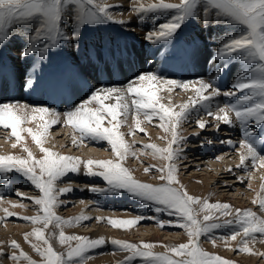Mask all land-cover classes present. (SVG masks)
Listing matches in <instances>:
<instances>
[{
	"label": "snow or ice",
	"instance_id": "obj_1",
	"mask_svg": "<svg viewBox=\"0 0 264 264\" xmlns=\"http://www.w3.org/2000/svg\"><path fill=\"white\" fill-rule=\"evenodd\" d=\"M120 6L110 5L104 0H0V37L11 33L19 22L30 23L38 19L40 22L29 34L31 42L22 55L27 56L38 52L44 59L49 49L65 41L77 42L76 46L79 47V28L66 31L62 27L66 12L73 15L75 23L80 27L85 23L92 24L101 19L126 24L128 21L116 19L110 11ZM132 10L137 13L141 21L144 19V13L167 12L170 14L169 19L146 33L145 39L152 43L170 39L186 19L196 14L210 16L214 12V17L217 19L224 22L235 21L244 25L245 33L225 41L219 49V56L231 57L234 53H240L243 59L250 61L249 69L241 74L232 86L234 90L231 91L222 92L220 88L214 87L211 82H205L202 78L196 82L178 81L166 79L153 72H144L130 80L124 88L115 86L96 88L87 100L63 113L47 105L29 104L19 100L0 103V129L8 131V139H14L13 148L21 146L27 153L26 156L12 153L0 154V174L10 178V173L19 172L39 191V196L30 198L38 206V214L23 219L30 223L44 225L43 228L36 227L32 232L25 233L26 241L34 236L37 241L43 242V246L32 244L34 250L43 258L42 261L32 259L21 249L17 241L12 240L9 246L21 249L19 255L15 252L8 254L14 261L24 259L28 261V264H84L88 258L86 254L89 249L101 247L106 243L103 237L91 239L82 235H66L64 225H71L74 220L76 222L90 220L91 217L81 216L65 220L55 211L56 207L63 203L59 200L60 195L73 191L71 188H58L57 181L69 173H80L81 165H84L86 169L85 175L99 176L107 184L105 189L92 187L89 191L96 193L125 190L152 204L155 213H167L168 216L175 217V220L167 221L153 217L161 227L178 225L187 231L189 237L187 242L174 246L163 245L166 249L163 252L154 251L157 246L154 243L138 244L112 239L111 244L129 253L120 264H129V261L135 258H141L142 264H235L230 259L205 250L201 245L200 237L212 233L215 229L235 224L237 227L230 234L229 239L235 241L242 234L243 238L237 251L252 253L249 247L250 239H255L256 234L264 236V217H258L251 209L233 210L232 205L228 203H210L189 194L180 184L176 164V160L182 154L179 145L186 139L179 135L177 128L195 108L212 104L216 97L223 95L237 98L234 102L219 107L216 113L211 111V107L205 110L207 114L213 115L225 125H233L229 116L231 111L235 112L236 119L244 126L252 124L253 121L256 124H264V0H180V3L159 0L147 6L133 5ZM253 61H255L254 65ZM32 83L33 80L30 78L27 85L30 86ZM197 83L199 85L196 88L197 98L191 101V107L189 104H184L180 111H174L173 107L162 102L159 94L162 90L171 92L174 87L188 89L190 85L195 86ZM209 89L211 91L205 95L204 93ZM129 95L133 97L131 103L127 101ZM111 99L116 102L106 103ZM92 103L98 106L91 107ZM129 114H134L136 117L135 129L144 132L145 135L147 133L141 127V115L149 122L158 119L161 122L157 125L158 127L165 132L171 131L172 138L167 147L161 148L154 143L143 145V148L151 149L154 156L168 161L163 167L149 166L145 169V171L161 172L160 180L164 183L157 185L143 182L134 176L131 169L124 166L123 162L128 155H136V152L132 151V145L125 140L124 133L119 130L121 124L125 122L120 117H127ZM61 115L64 117L63 121H61ZM105 122L108 126H105ZM32 123H35L36 127H25L26 124ZM62 123L70 125L79 133L78 137L73 136V144L78 141L82 143L84 140L104 141L110 145L116 158L85 161L80 157L61 154L45 147L49 130ZM197 125L204 129L206 122L200 120ZM24 133L31 136L32 141L43 153L41 157L37 158L28 147ZM249 135L250 133L245 132L240 142V147L246 150L241 153L240 166L243 167L249 157L252 158L253 164L259 161V164L264 166V156H260L256 146L248 139ZM163 138L167 139V137ZM227 143L235 148L232 141L229 140ZM173 144L177 147L173 148ZM237 179L241 182L244 180L243 177H237ZM248 187H251V184ZM17 195L23 196L21 193ZM2 198L3 191H0V200ZM259 204L264 207V199H260ZM195 205H200L199 209H196ZM5 212L8 217L15 215L7 209ZM201 212L202 218L199 215ZM217 213L223 217L234 216V219L219 222ZM144 219L146 217L143 216L108 218V222L113 227L128 229ZM53 223L60 229L59 243L67 245L64 252L56 251L50 242V237L45 236V229ZM209 239L215 245L216 238L209 237ZM220 239L225 238L220 237ZM72 242L75 244L73 245ZM227 242L225 239L226 244ZM258 254L264 255V253ZM3 255L4 250L0 248V256Z\"/></svg>",
	"mask_w": 264,
	"mask_h": 264
},
{
	"label": "rangeland",
	"instance_id": "obj_2",
	"mask_svg": "<svg viewBox=\"0 0 264 264\" xmlns=\"http://www.w3.org/2000/svg\"><path fill=\"white\" fill-rule=\"evenodd\" d=\"M158 13L160 14L159 17H163V19L165 17L164 22L168 19L167 16H165L166 12L165 13L158 12ZM67 15L71 19V23H70L71 30L79 28L80 38H82L87 32H90L92 30H99L101 33H103L108 28L106 25H101L98 22L92 23L94 26L90 25L86 27L85 25L89 23H85L83 24L82 27H80L78 24L75 23L73 15L68 13ZM136 15L137 13L135 14V16ZM35 20L36 19H34V22L36 24L33 25V27L37 26L40 22L38 19L36 21ZM21 24L23 25L22 22ZM138 25H141L144 31V34L142 36H144L145 32L147 33L149 31L148 27L146 26V24H143L142 21L140 23V20L138 22ZM16 26H15L16 31L11 33H6L3 37H0V39H11L13 37H19L21 40L24 41V37L27 34H30L34 29L33 27L32 28L30 27L26 31L24 26L23 28L20 29L19 28L21 27L20 22ZM201 27H206V24L202 22ZM180 34L175 39L168 40L164 44L168 48L174 47L175 44L178 45L179 42L180 44H184L186 46L190 45V41L187 42L188 43L187 44L186 41L182 40L183 38L182 35ZM128 37L127 38L125 37L126 40L128 39L126 45L127 47L130 46L129 49L131 50L133 49V52H137L140 46L146 45L145 42H141V41L138 43H136L137 41H135L134 44V42L131 40L132 38L130 39L131 40L130 41ZM73 42L74 41L72 42L70 41V45H73L72 44ZM64 43L67 48H70L68 43H66V41ZM103 43H104L103 45L106 46V42ZM120 43L122 42L121 41L119 42V46L121 45L120 50L123 51L125 48L122 47H125V44L124 43L120 44ZM170 43H172L173 45ZM161 45L162 44L160 42L158 47L159 46L161 47ZM25 49L26 46L22 45L19 48V51L17 52L23 53ZM235 54H237V55L233 54L235 58H238L240 56L239 55L240 53H235ZM80 55H81L80 50L77 49L74 51V57L76 59L79 58ZM146 60L148 61V58H146ZM150 66H152V63L150 64ZM144 72H152V69L145 68V70H143V68H139V71L136 74H134L135 76L133 75L131 76L132 78L130 77L131 80L137 75H140L141 73ZM165 78L171 79V77H165ZM195 85H198V83ZM196 88L197 87L193 88L192 86H189L188 89L174 88L173 97L178 95L175 97L177 100L176 103L181 99L180 102H182V100H185V102L191 105L190 102L193 99H196V96L192 99H189V97L182 95V92L190 91V93L194 94ZM220 89L222 91L227 90L225 88H220ZM210 91L211 89L207 90L204 94L207 95ZM177 92H181V94L180 93L178 94ZM81 94L80 96L81 97L83 96L82 97L83 100L81 99V97H79V101H78L77 98L76 103L79 102L77 103V105L80 104L81 101L83 102L84 100H87L89 96L92 94V91L89 88L85 87V89L81 92ZM160 96L162 97L163 100V97L165 98L166 96H168V94L166 93V91H162ZM58 97L60 98L61 95H58ZM63 99L64 97L60 98L61 101ZM173 99H172V104H173ZM53 100H58V99L53 98ZM53 100L52 103L55 102ZM231 102L233 101L229 100L227 104ZM170 103L171 102L168 101L166 104L169 105ZM176 103H175V107L177 106L179 107L180 103L179 102H178L179 104ZM212 103H214V101ZM215 103H218V105ZM215 103L214 105L213 104L209 105V107L211 106V108L213 109V110L211 109L213 113L218 112L219 107H223L224 105V104L221 105L219 101ZM97 106L98 105L97 104L95 105V103L94 104L92 103L91 105V107H97ZM203 108H204L203 106L195 108L194 111H192L191 114L187 117V119L183 120L180 123L179 127L177 128V132L179 133V135L186 138L185 142L179 145L180 149H182L181 155L183 157L181 156L179 159L176 160V164L178 166L177 176L180 181V184H182L185 187V189L188 191L189 194L200 197L202 201L206 200L210 203L225 202L232 205L233 210L236 208L245 209V210L251 209L253 212L257 214L258 217H264V207H262L259 204V200L261 198L255 200L256 199L255 196H257L256 194L257 191H259V189L264 187V166L259 165V161L253 164L251 157H249L244 162L243 167L240 166L241 165L240 156L241 153L245 150V149L243 150L240 147V142L243 140L245 134L244 132H248V133L250 132L248 139H251V141L253 140L252 142L255 141L253 144H255L256 148L258 147L257 148L258 151L259 150L262 151L260 155L264 156V127H263L264 124L257 125L255 121H253L251 125L245 126L246 130L243 132L238 129L240 125H235V126L225 125L222 121H218L213 115H209L205 112L207 106H205V110ZM230 113L232 114L233 111ZM120 119L125 122L121 124L119 130L122 133H124L125 140L130 145H132V151L136 152L135 156L128 155V157L123 162L124 166L131 169L134 176L143 182L157 184V185L164 183V181L160 180L161 172L157 170L145 171V169L149 168V166H156V168L163 167L168 163V161L165 160L162 163L160 159L153 158V155H150L151 149H145L143 148V145L154 143L158 147L165 148L167 147L169 141L172 138L171 131L165 132L162 128L158 127L157 125L161 123L158 119H153L151 122H149L146 119L148 122L147 124L144 118H140L141 120L143 119L141 127L147 133V135H145L144 132L135 129V125H133L135 122L134 119H136L135 117L133 118V116L128 115L127 117L122 116L120 117ZM200 120L206 122V127L204 129H201L197 125V122ZM68 126L69 125L65 126L62 123L61 125L52 127L49 130L45 147L51 148L54 151L59 152L61 154L72 155L83 158V160L85 159V161L88 159L103 160V159L116 158L114 152L110 148V145H108L104 141H102V143L96 142L97 143L96 144L93 142L89 143L88 142L89 140L88 141L84 140L82 143L83 145L80 144L81 142L79 141L76 144H73L72 143L74 136L72 135L73 132L77 136H79L78 135L79 133L76 132L75 130H71V128L69 130ZM105 126H108L107 122H105ZM217 126H219V130H217ZM66 128L69 131H67ZM241 132L243 133L241 134ZM196 133H198V135H194ZM8 135H9L8 131L0 129V154H6V153L9 154L14 152L17 155L26 156L27 153L23 150V147L21 146H17L16 148L12 147V144L14 143V139H8L7 138ZM24 135H26V133H24ZM252 136H254L255 138ZM163 137H168V138L164 139ZM256 137L257 138L259 137V139L256 140ZM229 140L232 141V143L235 145V148H233L229 143H227V141ZM85 142H86V146H85ZM27 143H28L27 144L28 147H30L32 151H34L33 153L36 155V157L39 158L38 156L39 148L36 146V144L35 143L32 144L28 141ZM258 143L259 145L261 143L260 147ZM83 147H86L87 149L84 148L86 149L84 150ZM176 147L177 145L173 144V148ZM103 148L105 149L103 150ZM139 148L141 149V152L138 151ZM75 174L76 173H69L66 177L57 181L58 188L60 189L71 188L73 189V191L60 195L59 200L63 201V203L60 204L58 207H56L55 209L56 214L61 216L65 220L69 218H78L81 216H88L91 217V219L83 222H76L74 220V222L71 225H67V224L64 225L63 229L65 231V234L88 236L91 239H97L103 237L106 240V243L103 246L88 250L86 254L88 258L84 261V264H107L109 263V261L112 264H120V262L124 261L125 257H127L129 253L125 251H120L118 246L110 243V240L108 239V237L110 236L108 235L111 233H112L111 237H113L112 239L116 238L118 240H124L138 244L141 242L154 243L157 245L154 248V251L156 252L166 251L163 245L174 246L180 243L187 242L189 237L185 229H182L178 225H168L161 227L160 224L156 222V219L153 218V217H159L161 220L167 221V220H175V217L168 216L167 213H155L154 206L152 204L140 198H137L136 196L130 194L125 190L96 192V193L91 192L89 190H87L86 192L81 191L78 185L79 186L83 185L86 180L88 179L91 180L92 178H86L89 177V175H85L84 173H82L83 179H78L76 176H74ZM9 176L10 178H5L3 174H0V191L2 190L5 193L2 198L3 200H6L7 197V199L10 198L11 202H14L15 205H13L7 211L12 212L15 215L8 217L5 211L3 212L2 215H0V241L3 240V238L6 240L4 247L3 246L0 247L4 250V255L0 256V264H28V261L24 259H21L19 261H14L13 259L9 258L8 254L15 252L17 255H19L21 249L25 253H27L30 257H32V259L38 262L42 261L43 258L34 250L32 244L36 243V244H41L43 246V242L37 241L34 236L29 237V240L26 241L25 233L32 232V230L36 227L43 228L44 225L30 223L25 219H23L24 217H31L38 214L39 208L37 205L34 204L33 200L30 198L37 197L40 195V193L37 189H35L32 183L23 174L19 172H13L10 173ZM237 177H243L244 178L243 182L238 180ZM252 181L254 182L253 184ZM94 183L99 187V189L107 188L106 182L101 177L98 178L97 182L94 181ZM200 184H202V186L204 187L199 192H196V189H194L195 191L193 189L191 190L188 189L193 185L197 186ZM249 184H251V187H248ZM5 185L7 188L9 187L8 190L5 187ZM17 193H21L23 194V196L17 195ZM89 195H91L92 197L91 200H89ZM105 196H106V200L105 202L103 201L104 204L100 205V203L102 204V202L98 201V197H102V199H105ZM91 201L94 204H91L92 203ZM6 205L7 203L4 204V206ZM194 207L196 209H199L200 205H195ZM100 208H104L105 209V210L103 209L104 211L107 210L106 213H104V211ZM124 212H126V214H123ZM128 212L131 213L128 214ZM199 215L202 218L203 213L201 212L199 213ZM136 216H143L146 217V219L140 221L138 224L128 229L113 227L108 222V218H134ZM217 216L219 217V222H223L224 220L234 219V216L223 217V216H219L218 213ZM98 218H104V219H98ZM235 227H237L235 224L221 227L219 229L213 230V232L207 234V236L204 235L201 236L200 241L202 247L211 253L219 254L224 258L234 261L235 264H264V255L258 254V253H264V236L260 234H256L255 239H250L249 247L252 249V253L237 251V248H233V246H236L237 241L234 242L229 239L230 234L236 229ZM59 231L60 229L59 227L56 226L55 223L50 224L45 229V236L50 237V242L52 243V246L56 251L64 252L66 251L67 245H61L59 243V239H58ZM117 232L118 234H116ZM209 237L216 238L215 247L211 242V240L209 239ZM220 237L227 239L228 241L227 244L225 243V239H220ZM12 240L17 241L21 245V249H14L10 247L9 245ZM108 242L109 244H111L110 247H108L107 245ZM72 243L73 245L75 244V242ZM115 253L118 256L115 255ZM129 264H142V259L135 258L129 261Z\"/></svg>",
	"mask_w": 264,
	"mask_h": 264
},
{
	"label": "bare ground",
	"instance_id": "obj_3",
	"mask_svg": "<svg viewBox=\"0 0 264 264\" xmlns=\"http://www.w3.org/2000/svg\"><path fill=\"white\" fill-rule=\"evenodd\" d=\"M104 2L110 5H121L120 7L110 9V11L112 12V14L116 19L118 20L123 19L128 22L126 24H119V23L111 22L106 19L99 20L98 23L101 25H106L108 27L107 30L103 33H101L99 30H92L90 32H87L82 38H79L78 41L79 47L76 46L77 42H73L72 43L73 45H70V41H66V43H68L70 48H67L65 46V43H62L55 48L49 49L46 58L42 59L38 54V52H33L27 56L17 52L19 51V48L22 45L26 46V48L29 46L31 42L29 34H27L24 37V41L21 40L19 37H13L11 39H0V103L6 101H12V100H19L21 102H27L29 104L47 105L48 107L56 108L59 112L63 113L74 108L77 105V103H79V102L76 103V100L78 98L79 101V97H81L80 94L85 89V87L89 88L92 92L99 87L115 86L119 88H124L127 85V83L131 80L132 78L131 76H133L139 71V68H143V70H145V68H150L152 69L153 73H156L161 77H171V79H175V80L177 79L178 81L194 82L202 78L205 82H211L214 85V87L227 89L223 91H231L234 90L232 89V86L237 81V79L241 77V74L246 73L249 69L250 61L243 59L241 57V54H239L240 56L238 58H235L233 55L231 57L219 56V49L221 48L222 44L225 41H227L229 38L238 37L245 33L246 28L242 24H239L235 21L224 22V20L215 18L214 12L210 16H203L202 14L200 16V14H196L186 19L185 22L180 27V29L170 39H168V40H173L181 33L180 35H182L183 38L182 40L186 41V43L190 41V45L186 46L184 44H180L179 42L178 45L175 44L174 47L168 48L164 44L168 40H162L156 43H152L145 39L146 32L145 35L142 36L144 34V31L141 25H138L140 19L136 18L138 16L137 15L135 16L136 12L132 10L133 5L138 6L140 4H143L144 6H147L151 3H157L159 2V0H104ZM166 2L180 3V0H166ZM159 15L160 14L158 12L143 14L144 19L142 20V23L146 24L149 31H152L154 28L158 27L159 24L164 22L165 17L163 19V17H159ZM165 16H167L168 19L170 18V14L167 12ZM202 22L206 24V27H201ZM22 23L23 25L20 22L21 27L19 28L21 29L24 26L26 31L30 27L32 28L33 25L36 24L34 20H32L30 23L29 22H22ZM70 23H71V19L66 12V14L63 17L62 27L66 31L71 30ZM90 25L94 26L93 24H87L85 26L87 27ZM16 27H14L11 32L16 31ZM125 37L126 38L128 37L129 40L132 38L131 40L134 42V44L135 41H137L136 43L141 41V42H145L146 45L140 46L137 52H133V49L132 50L129 49L130 46L127 47L126 44L128 39L126 40ZM120 41L125 44V47H122L125 48L123 51L120 50L121 49L120 48L121 45L119 46ZM103 42H106V46L103 45L104 44ZM160 42L162 45L161 47L160 46L158 47ZM77 49L80 50L81 55L79 56V58L76 59L74 57V51ZM234 55L237 54L234 53ZM146 58H148V61L146 60ZM151 63L152 66H150ZM252 64L254 65L255 61H253ZM30 78L33 80V83L30 86H28L27 82ZM192 87L193 88L199 87V85H195ZM174 88H179V87H174ZM162 91H166V93L168 94V96H166L165 98L163 97L162 102L165 104L168 101L171 102L169 106L173 107L174 111H180L182 105L188 104L187 102H185V100H182V102H180L181 101L180 99V101H178L180 103L179 107L178 106L175 107V103L177 101L175 97L178 95L173 97V90L171 92L167 91L166 89ZM161 92L159 94H161ZM177 93L181 94V92H177ZM58 95H61L60 98L64 97V99L61 101ZM182 95L189 97V99H192L195 96L197 98L196 91L194 94L190 93V91L182 92ZM82 97L81 99L83 100ZM53 98L54 99L57 98L58 100H53ZM173 98L175 99V102ZM132 99L133 97L129 95L127 97L128 103H131ZM172 99H173V104H172ZM236 99H237L236 97L221 95L215 98L214 103L219 101L221 105L223 104L225 105L229 102V100H232L234 102ZM52 100L55 102L52 103ZM115 102L116 101L114 99L106 101V103H115ZM214 103L212 104L214 105ZM215 104L218 105V103ZM205 106H207V108L209 107V105H205ZM205 106H203L204 110H205ZM129 115L133 116V118L135 117L134 114H129ZM231 116L230 118H232L233 121L232 126L240 125L238 129L244 132L246 130V127L240 124V121L236 119L234 111L231 114ZM140 118H144V116L141 115ZM63 120L64 117L63 115H61V121ZM144 120L146 119L144 118ZM64 125L66 126V124ZM133 125H135V122ZM25 127H36V124L35 123L26 124ZM68 127L69 130L70 128L71 130H74L70 125ZM66 130L69 131L67 128ZM243 132H241V134ZM72 135H75L74 132ZM25 136L28 142L34 144L30 135L26 133ZM257 139H259V137L258 138L256 137V140ZM249 140L251 141V139ZM86 142H85V146H86ZM88 142L102 143V141H91V140H89ZM84 148L86 147H83V149ZM104 149L105 148H103V150ZM138 151L141 152V149L139 148ZM38 152H39L38 156L41 157L43 153H41L40 150ZM243 152H246V150H244ZM258 152L259 154L262 153V151L260 150ZM150 155H153L152 150L150 151ZM153 158L160 159L162 163L163 161H165L164 159L158 158L154 155ZM81 159L83 160V158ZM85 171L86 169L84 168V165H81L80 173L78 174L76 173L74 176H76L78 179H83L82 173H84ZM94 171H98V169H94ZM86 178H92V179L91 180L88 179L85 182L83 181L84 182V184L82 182L83 185L80 186L78 185V187H80L79 189H83V191L86 192L92 187L99 188L94 183V181L97 182L98 178L100 177L89 175V177ZM253 183L254 182L252 181V184ZM203 187L204 186L200 184L197 186L193 185L188 189L190 190L196 189V192H199L203 189ZM8 189L9 187L7 188V190ZM4 194L5 193L3 192V195ZM256 194L257 196H255L256 197V199L254 198L255 200H258L259 198L264 199V187L259 189V191H257ZM91 199L92 197L91 195H89V200ZM105 200H106V196L105 199H102V197H98V201L102 202V204L100 203V205H103L104 204L103 201L105 202ZM5 203H7L6 206H4ZM91 204L94 203L92 202ZM13 205L15 204L14 202L10 201V198L7 199L6 197V200L3 199L0 200V215L3 214L5 209L9 210V208H11ZM100 209L103 210L104 208H100ZM106 211H104V213H106ZM131 212H128V214ZM123 214H126V212H124ZM116 234H118V232ZM111 235L112 233L108 235L110 237L107 236L110 241L113 238L111 237ZM204 236H207V234ZM242 238H243L242 234L241 236L237 237V240H235L237 241L236 246H233V248H238L240 246V241ZM5 242L6 240L3 238V240L0 241V247L1 246L4 247ZM107 245L108 247H110L111 244H109L108 242ZM115 255L117 254L115 253ZM107 264H112V263L109 261V263Z\"/></svg>",
	"mask_w": 264,
	"mask_h": 264
}]
</instances>
